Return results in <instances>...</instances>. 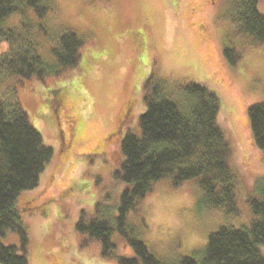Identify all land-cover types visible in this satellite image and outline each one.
<instances>
[{
  "label": "rangeland",
  "instance_id": "1",
  "mask_svg": "<svg viewBox=\"0 0 264 264\" xmlns=\"http://www.w3.org/2000/svg\"><path fill=\"white\" fill-rule=\"evenodd\" d=\"M223 1L222 16L207 0H49L52 9L42 19L28 12L32 24L46 28L39 45L49 64L61 32L72 31L83 41L76 67L43 82L9 79L4 85H15L16 100L52 149L38 186L17 200L29 264H118L133 255L115 232V248L103 258L98 241L80 234L76 223L82 213L92 217L98 203L117 205L125 186L113 177L122 161L119 143L126 133L139 136L143 96L154 82L169 90L170 99L189 83L219 97L217 123L232 150L239 213L205 206L196 179L172 187L163 178L128 214L127 224L167 264L202 249L220 226L250 225L254 216L246 198L264 177V151L253 145L247 110L264 102V45L254 46L250 36L237 32L232 22L237 0ZM257 6L264 16V0ZM7 20L18 26L21 19ZM224 47L233 49L232 57L240 55L236 64L224 56ZM0 241L20 244L9 231Z\"/></svg>",
  "mask_w": 264,
  "mask_h": 264
},
{
  "label": "trees",
  "instance_id": "2",
  "mask_svg": "<svg viewBox=\"0 0 264 264\" xmlns=\"http://www.w3.org/2000/svg\"><path fill=\"white\" fill-rule=\"evenodd\" d=\"M257 3L237 0L232 22L238 33L250 36L254 46H261L264 16ZM51 9L49 0H0V239L9 231L17 234L20 242L17 248L0 241V264H29L17 200L22 192L38 186L39 176L52 158V149L44 145L16 100L15 85H4L9 79H16V84L31 79L43 82L76 67L80 59L83 41L67 30L59 34L51 50L53 62L42 58L39 37L46 28L32 24L27 14L30 11L29 15L40 20ZM14 15L20 17L19 25H7V19ZM232 52L224 47V56L234 65L240 55L232 57ZM169 93L160 82L147 86L139 136L126 133L120 140L122 161L113 177L125 186L117 205L108 209L98 203L92 217L86 219L82 213L76 223L80 234L98 241L103 258L111 256L115 248L111 238L116 232L133 253L118 259V264H167L151 254L127 224L128 214L137 210L163 178H169L172 187L196 179L205 206L226 214L239 213L232 150L217 123L219 97L195 83L179 87L175 99H170ZM247 117L253 145L264 151V102L250 105ZM246 203L254 216L249 226H220L209 233L202 249L171 264H264V177L254 183Z\"/></svg>",
  "mask_w": 264,
  "mask_h": 264
},
{
  "label": "flooded vegetation",
  "instance_id": "3",
  "mask_svg": "<svg viewBox=\"0 0 264 264\" xmlns=\"http://www.w3.org/2000/svg\"><path fill=\"white\" fill-rule=\"evenodd\" d=\"M208 1V3H209V6H210V8H216V10L217 11H220V15L222 16V9L221 10H219L220 9V7H222V5L225 3L223 0H207ZM224 12V11H223ZM217 18H221L220 16H218ZM128 111H129V109H128V107H127V109L125 110V112H123V117L125 116V115H128L127 113H128ZM118 126H119V122H118ZM73 131H72V136H73V139L72 140H74V138H75V135H76V131H75V127L72 129ZM62 141H63V139H62ZM62 144H63V142H62Z\"/></svg>",
  "mask_w": 264,
  "mask_h": 264
}]
</instances>
